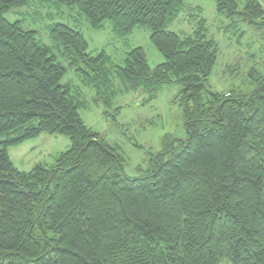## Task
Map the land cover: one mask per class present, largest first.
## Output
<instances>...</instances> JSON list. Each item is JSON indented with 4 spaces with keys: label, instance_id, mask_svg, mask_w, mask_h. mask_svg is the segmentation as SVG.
I'll return each mask as SVG.
<instances>
[{
    "label": "trees",
    "instance_id": "1",
    "mask_svg": "<svg viewBox=\"0 0 264 264\" xmlns=\"http://www.w3.org/2000/svg\"><path fill=\"white\" fill-rule=\"evenodd\" d=\"M28 1L0 0V264H264V75L248 94L207 92L216 43L203 27L186 36L165 29L183 0H55L91 28L110 20L119 37L149 28L163 62L149 71L143 50L131 48L115 66L125 88L180 86L185 139L128 176L78 116L70 86L59 84L64 67L10 14ZM215 6L264 24L256 0L242 13L235 0ZM49 34L75 71L107 88L103 52L88 55L80 32L65 24ZM41 131L67 136L70 148L19 171L6 146Z\"/></svg>",
    "mask_w": 264,
    "mask_h": 264
},
{
    "label": "rangeland",
    "instance_id": "2",
    "mask_svg": "<svg viewBox=\"0 0 264 264\" xmlns=\"http://www.w3.org/2000/svg\"><path fill=\"white\" fill-rule=\"evenodd\" d=\"M248 1L235 0L237 12H245ZM256 1L264 7V0ZM10 14L19 21L20 28L33 30L37 42L46 46L55 62L64 67L59 84L70 86L78 116L113 148L126 175H142L156 158L165 160L185 139L178 84L171 83L151 92L125 88L116 76L115 66L122 65L126 52L134 47L143 50L149 71L163 62L149 40L147 26H137L131 33L119 37L112 31L110 20L103 21L100 28H91L75 7L55 0H29L24 6L11 7ZM54 23L80 32L87 43L88 55L103 52L108 57V62L105 61L110 73L107 88L100 85L99 90L95 89L85 73L75 71L68 64L69 59L49 34ZM201 27L217 45L216 60L206 83L207 92L250 93L259 75H264V24L249 23L241 14L228 18L216 10L215 0H183L177 15L165 22V29L180 36L190 35ZM69 148L67 136L41 131L7 145L6 152L15 168L28 171L38 163L52 164Z\"/></svg>",
    "mask_w": 264,
    "mask_h": 264
}]
</instances>
